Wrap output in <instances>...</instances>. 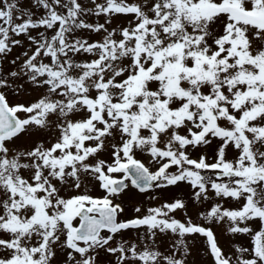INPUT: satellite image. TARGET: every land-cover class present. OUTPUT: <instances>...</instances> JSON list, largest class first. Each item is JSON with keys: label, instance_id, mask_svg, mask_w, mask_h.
Masks as SVG:
<instances>
[{"label": "snow or ice", "instance_id": "6c2138e0", "mask_svg": "<svg viewBox=\"0 0 264 264\" xmlns=\"http://www.w3.org/2000/svg\"><path fill=\"white\" fill-rule=\"evenodd\" d=\"M181 183L235 203L124 215L130 185ZM197 235L210 264H264V0H0V264H191Z\"/></svg>", "mask_w": 264, "mask_h": 264}, {"label": "rangeland", "instance_id": "374dc122", "mask_svg": "<svg viewBox=\"0 0 264 264\" xmlns=\"http://www.w3.org/2000/svg\"><path fill=\"white\" fill-rule=\"evenodd\" d=\"M96 18H90L91 21H95ZM131 19V17H125V16H117L113 19L112 27H116L118 24H123L127 20ZM99 22H104V17L99 18ZM35 35V33H33ZM80 35L89 36L88 33H79ZM102 35V34H101ZM21 39H24L21 37ZM90 39H100L99 35L91 34ZM28 47V42L24 41V48L17 47L13 49L12 57L20 55L25 48ZM11 58V57H10ZM78 60H87L90 59L88 56L84 57H77ZM19 83H24L23 81H20ZM25 89L20 96H14L10 95L9 98L13 102H26L30 100H34L41 92H43V89H40L39 91H34L32 87L25 83ZM27 142V137L22 136L18 141L17 144H25ZM215 149V141L213 145L203 149V151L207 152L209 156L214 154ZM199 153H196L195 155H198ZM145 159V162L147 161L146 157H141ZM173 171L175 169H172ZM192 189L187 183H181L177 186H169L165 189H158V190H150L147 193H140L137 189L134 187H129V189L122 194L121 201L123 202V206L125 207V216L128 218H132L137 213L134 211L135 207L141 208V214H144L146 210L149 207H158L161 204L165 202H171L174 198H182L186 201L188 207L186 213L181 210H177L175 212V217L178 219L183 220L185 218V215L192 217V219L195 222L203 223V221L199 218L198 213L202 211H206L210 208L211 204L215 202H221L224 203L226 207L233 206L235 202L230 200H224L220 201L218 198L214 197V194L210 193V197H212L208 201L203 202H195L193 201L191 197ZM97 195H102V191L99 189H96ZM144 229H140L139 233H137L134 230H129L124 235L127 238H131L135 240L136 236L143 235ZM215 231L218 234V237L220 239L221 244L225 248L232 247L233 243H239L241 246H248L250 244V238L245 235H238L236 237H232L231 235L227 234L226 227L224 225L218 226L215 228ZM171 235V234H169ZM203 241L204 238L197 235L194 239L190 238V242L192 244V253L189 257V260L191 261V264H210V257L206 253L203 247ZM159 243V241H158ZM167 244H164L161 247V251H164V249L167 247ZM110 259V258H108ZM102 264H104L105 258L101 257Z\"/></svg>", "mask_w": 264, "mask_h": 264}]
</instances>
